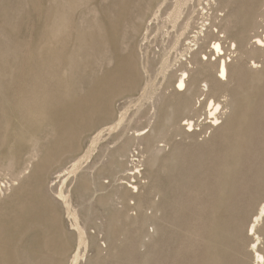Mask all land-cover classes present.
<instances>
[{"label": "rangeland", "instance_id": "rangeland-1", "mask_svg": "<svg viewBox=\"0 0 264 264\" xmlns=\"http://www.w3.org/2000/svg\"><path fill=\"white\" fill-rule=\"evenodd\" d=\"M173 2L0 0V264H264V0H207L215 122L162 91L189 57Z\"/></svg>", "mask_w": 264, "mask_h": 264}, {"label": "bare ground", "instance_id": "bare-ground-1", "mask_svg": "<svg viewBox=\"0 0 264 264\" xmlns=\"http://www.w3.org/2000/svg\"><path fill=\"white\" fill-rule=\"evenodd\" d=\"M191 1L192 0H174L173 9L167 15L168 19L175 20L178 17V14L181 12L182 8L186 7L187 16L188 15L189 16L187 18H185L186 20L183 22L182 29H183V33L184 32L186 33L185 39H187V42L185 43L186 46L183 47L182 51L186 50L187 53H189V57L186 60V62H184V63L179 62L177 65L172 64L166 58H163L160 61L158 73L161 75V83L163 80V90L162 91H164V92L172 90V92L174 91V92L179 93V94H190V95L194 94V96H197V97H198V95H199V97H200V95H203L204 97H202V100L200 98V100L198 102H195V103H198V104L202 103L203 108H205V110L208 111V114L210 115V117L211 116L213 117V120L215 122L218 119L217 115H220L219 113L216 115V112L219 109H221L223 106L219 101H216L212 98L207 100V92L209 90H211V88L209 86V80H208L209 78H207V77H204L202 79H200V78L196 79L195 77L193 78L192 72L198 69L199 73L201 75H203L204 73H207V39L210 36L215 37L213 39V41L210 42V44H211L210 48L213 52V55L215 54L216 56L213 59V61L209 63V65H210L211 71L214 74V79L219 84L225 83L228 81V78H229L228 65H229V61H231V58H230V55L227 56L228 53H227V55L225 54L226 49L221 45V43L219 41L220 38L221 39L226 38V36L223 33V30L218 31V29H216V28H215L216 30H213L211 28L213 26H216L215 21L212 22V24H210V23L207 24V22L205 21V20H207V0H204L205 1L204 3L202 0H196L194 2H191ZM194 12H196L200 16L198 18H200V20H201L200 27L198 28V30H195V28H193L192 23H191V18H190V17H192L191 13L193 14ZM193 16H194V14H193ZM213 19H215V18H213ZM216 20H217V18H216ZM217 23H219V22H217ZM220 33H222V35ZM218 34H220V35H218ZM250 39L252 40L251 41L252 46L255 47L256 49H260L262 46H264L263 38L260 37V35L255 34ZM177 43H178V38H175L174 44H177ZM230 46L233 49H236V44L231 39H230ZM256 67H257V65L255 64V61H252L250 68L252 70H255ZM218 88L219 87L216 85V87L214 89L216 90ZM207 101H208V103H207ZM190 107H189L190 109H188V111H190V114L191 113L194 114V112H192V111H196V108L191 106V105H190ZM191 116H192V114H191ZM191 116L188 118H185V120H184L185 121L184 125L188 127V129H187L188 131L189 130L192 131V128L195 125L194 124L195 122L193 121V117H191ZM122 169H123V164L121 163L117 167L116 173L122 171ZM114 178H115V176H114ZM132 187L136 188V185H132ZM130 188H131V186H130ZM263 213H264V205L261 208V215ZM77 255H78V253H77ZM257 258L260 259L261 261H263L264 255L262 253H257Z\"/></svg>", "mask_w": 264, "mask_h": 264}]
</instances>
